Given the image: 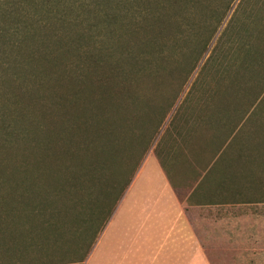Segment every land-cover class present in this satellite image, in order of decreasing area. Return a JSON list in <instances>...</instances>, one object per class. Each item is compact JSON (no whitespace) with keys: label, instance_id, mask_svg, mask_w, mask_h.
I'll return each instance as SVG.
<instances>
[{"label":"rangeland","instance_id":"1","mask_svg":"<svg viewBox=\"0 0 264 264\" xmlns=\"http://www.w3.org/2000/svg\"><path fill=\"white\" fill-rule=\"evenodd\" d=\"M10 2L0 264H121L159 157L190 205L241 204L191 209L210 264H264V0Z\"/></svg>","mask_w":264,"mask_h":264},{"label":"crops","instance_id":"2","mask_svg":"<svg viewBox=\"0 0 264 264\" xmlns=\"http://www.w3.org/2000/svg\"><path fill=\"white\" fill-rule=\"evenodd\" d=\"M160 170L162 171V173L159 172L161 189H164L168 196L158 200L156 197L152 198L151 200H155L145 204L143 211L134 207V215L139 220H137L136 227L139 232L142 230L141 242H134L126 251L124 232L126 234L128 228L127 223H124V215L129 197L126 202H122L121 264H162V262L169 264H176L177 262H179L177 264H210L205 254L206 251L199 242L193 220L190 218L191 209L204 211L219 208V211L225 213L229 210L234 211L235 206L236 209H239L237 205L241 204L235 206L229 203L190 205L189 194L178 197L176 187L172 185L164 169L160 168ZM140 214H143L141 219L139 218ZM142 220H144L143 224L140 223Z\"/></svg>","mask_w":264,"mask_h":264},{"label":"trees","instance_id":"3","mask_svg":"<svg viewBox=\"0 0 264 264\" xmlns=\"http://www.w3.org/2000/svg\"><path fill=\"white\" fill-rule=\"evenodd\" d=\"M18 1H22V2H24V3H35V2H38V3H41V5H49V4H55L56 5V2H54V3H52L54 0H18ZM11 4V3H13V2H10V0H9V2H1L0 1V11L3 13V12H9L10 10H9V4ZM83 5V4H82ZM106 13H104V14H102V15H105ZM108 20H109V18H108ZM107 20V21H108ZM158 157H159V155H158ZM159 160H160V163H161V166H162V168H163V162H162V160H161V158L159 157ZM164 169V168H163ZM15 208H17L16 206H9V208H8V210L9 211H15L14 209ZM35 208H32L31 209V212H33V210H34Z\"/></svg>","mask_w":264,"mask_h":264}]
</instances>
